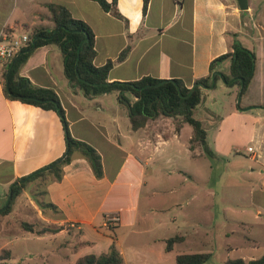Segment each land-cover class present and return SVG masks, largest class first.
Listing matches in <instances>:
<instances>
[{"label":"crops","instance_id":"1","mask_svg":"<svg viewBox=\"0 0 264 264\" xmlns=\"http://www.w3.org/2000/svg\"><path fill=\"white\" fill-rule=\"evenodd\" d=\"M247 1L248 9L242 11L237 0H149L144 14V0H117L118 18L96 0H0V39L4 34L20 38L36 27L52 30L49 5L63 6L84 21L95 35L94 65L113 63L109 83L150 77L180 80L193 88L234 43L257 56L244 95L220 79L216 88L224 97L220 100L214 89L205 90V100L194 112L214 155L208 161L202 148L190 149L193 132L184 126L177 132L172 119L159 118L133 130L134 96L112 92L86 97L66 78L58 45L35 49L21 77L57 93L72 137L100 154L103 175L97 177L90 162L76 152L62 180L27 181L11 213L0 215V253L8 250L20 264H32L48 254L31 250L33 245L20 256L16 241L23 239L29 246L70 236V242L66 239L57 247L70 249L65 256L70 264L107 253L114 243L125 264H177V256L199 253L211 255L206 264H226L264 255L251 254L260 249L256 246L261 239L248 228L252 219L264 221V0ZM230 66L224 61L218 72L229 75ZM1 67L0 212L12 185L45 169L67 150L59 113L9 99ZM223 164L225 175L234 168L241 172L240 179L246 173V181L231 183L245 193H224L223 174L211 177L213 167ZM109 213H118L121 221L106 228ZM21 222L49 231L37 235ZM175 237L182 240L167 251V241ZM244 246L246 255L233 258V251ZM217 251L230 252L218 260Z\"/></svg>","mask_w":264,"mask_h":264},{"label":"trees","instance_id":"2","mask_svg":"<svg viewBox=\"0 0 264 264\" xmlns=\"http://www.w3.org/2000/svg\"><path fill=\"white\" fill-rule=\"evenodd\" d=\"M96 1L105 9L110 10L114 16L122 18L117 9V0H113L112 4H108L106 0ZM148 4L149 0H144V14L147 12ZM49 9L51 11V20L54 23V28L52 30L43 27L34 28L28 34L29 42L27 46L16 57L4 62L1 67L4 93L9 99L41 107L45 110H54L59 113L64 125L67 141L66 153L62 158L46 167L50 168L49 171L41 169L32 174L29 182L39 179L43 182L62 180L64 167L72 161L73 155L76 152H80L90 162L97 177H102L103 175L100 154L89 144L72 137L65 111L62 108L57 93L51 89L35 87L29 79L21 77L20 73L22 68L33 51L30 53L23 52L32 47V42L35 39H37L36 49L49 44H55L61 48L66 78L73 88L82 90L86 97L93 98L97 94H108L112 92H119L124 97L125 94L134 96L136 101L130 105V122L133 130L143 128L148 122L159 118L172 119L177 132L184 125L188 124L193 129L190 149L194 151L196 148H202L205 154L211 157L214 156L207 143V132L203 124L194 116L197 107L205 100V89L199 85L211 87L213 84V75L218 71V65L229 60L231 62L230 73L229 75L223 74L226 80L225 84L228 88L238 86L241 95H244L256 71L257 56L254 51L234 43L228 53L220 56L211 63L209 76L197 80L195 84H198V86L195 88L186 87L180 80L161 81L150 77L134 82L109 83L108 76L113 67V63L109 62L103 67H96L94 65V59L96 57L95 35L90 27L84 21L75 19L63 6L49 5ZM60 27L59 32L53 38H50L54 31ZM86 37L88 39L83 43ZM127 53L128 50L124 52L122 58ZM216 80H220V77L217 76ZM8 81L11 93L7 89ZM23 179L25 178H21L15 183L12 189L13 199L8 208L0 212L1 216H7L11 213L15 200L27 187L28 182L20 183ZM37 201L39 205H42L39 200ZM20 224L26 231L36 233L37 235H43L49 231V229L36 231L34 225L25 222H21ZM181 240V237L169 239L166 250L171 251L174 244ZM10 258L11 253L8 250H3L0 254V264H3ZM210 258L211 255L206 253L181 254L177 256V264H206ZM76 264H125V262L122 253L114 243L107 253L100 256H84ZM226 264H264V255L259 259L249 262L243 259H229Z\"/></svg>","mask_w":264,"mask_h":264},{"label":"rangeland","instance_id":"3","mask_svg":"<svg viewBox=\"0 0 264 264\" xmlns=\"http://www.w3.org/2000/svg\"><path fill=\"white\" fill-rule=\"evenodd\" d=\"M214 94L216 95L217 98H219L220 100L224 97L222 91L220 90V87L217 86V88H215L214 90ZM185 129L190 131V133L193 132V129L190 125L186 124L184 125ZM247 153V152H246ZM249 155V153H247ZM207 156V160L211 161V156L205 154ZM175 161H178L177 159ZM209 163V162H208ZM212 165L214 163V161L211 162ZM224 164L222 167L217 166V168L213 167L214 170L210 171L211 173V177L215 178L218 177L219 174H223V192L224 193H231V192H235L237 193V191L241 190L243 193H245V190L243 188H239V187H234L232 186V182L234 181L235 184H240L242 182H244L243 180L246 181V173L243 174V177L241 176V179L238 178L239 174L241 173L239 170H237V168L231 169V173L228 175H225V168H224ZM221 171V172H220ZM240 177V176H239ZM239 193V192H238ZM251 213V209H249V214ZM249 229H251L253 231L254 236H258V234L260 235L258 239L260 240V244L258 246H256L257 248L260 249H255L251 254L253 256L259 257L263 254L264 252V235L263 233L261 234L262 231H264V221L258 219L255 220H250L249 221ZM231 228H226L227 231H229ZM68 240L69 242L71 241V237L67 236L65 238H59V239H49L46 240L44 242L40 243H36V244H32L27 246L26 242L22 239V240H18L15 242V246H16V254L18 255H22L23 251H25L27 248H31V250H38V249H42L44 254H48L46 255L42 260L39 259H35L34 262L32 264H70L71 260H68L65 258V256H67L70 253V249H66V248H61L59 250V248L57 249V247L63 243L65 240ZM238 239V243L241 242L240 238L237 236ZM237 246H241V244H237ZM47 247V248H46ZM46 248V249H44ZM57 252L55 254H52V251H56ZM49 251V253H48ZM230 251H221L218 252L217 254L214 256L216 259L220 260L222 258H224V256ZM2 253V252H1ZM0 253V254H1ZM246 255V249L245 246L241 249L235 250L232 253V257L233 258H240ZM20 260H15V258H10L8 260H6L3 264H20L19 262ZM26 264V263H25Z\"/></svg>","mask_w":264,"mask_h":264},{"label":"built area","instance_id":"4","mask_svg":"<svg viewBox=\"0 0 264 264\" xmlns=\"http://www.w3.org/2000/svg\"><path fill=\"white\" fill-rule=\"evenodd\" d=\"M29 42L28 35H24L20 38H16L13 35H2L0 39V65L4 62L14 58L17 54L27 46ZM121 221L118 213H109L105 216L104 226L111 228L117 226Z\"/></svg>","mask_w":264,"mask_h":264},{"label":"water","instance_id":"5","mask_svg":"<svg viewBox=\"0 0 264 264\" xmlns=\"http://www.w3.org/2000/svg\"><path fill=\"white\" fill-rule=\"evenodd\" d=\"M237 1H238V4H239V8H240V10L245 11V10L248 9V1H247V0H237ZM60 29H61V27L58 28V29H56V30L54 31L53 35H52L50 38H53V37L59 32ZM87 39H88V37H86V39L83 41V43H84ZM36 41H37V39H35V40L32 42V47H31L30 49L24 51L23 53H30V52L34 51V50L36 49V47H37V46H36ZM83 43H82V44H83ZM78 62H79V58H78ZM77 69H78V63H77ZM217 76H219L220 79H221L224 83H226V80H225L224 75H223L222 73H220V72L217 71V72H215L214 75H213V84H212L211 87H206V86H203V85H199V86L202 87V88H204L205 90H211V89H214L215 86H216V83H217V80H216V77H217ZM8 79H9V76H8ZM160 84H162V83H160ZM197 86H198V84H195V85L193 86V88H195V87H197ZM9 87H10V86H9V81H8V82H7V89H8V92L11 93V90H10ZM103 94H104V93H101V94H97V95H95V96H99V95H103ZM241 96H242V95H241V91H240V97H241ZM49 169H50V168H46V169H44V170H45V171H48ZM30 179H31V176H29V177L25 178L24 180H22L21 183H25V182L29 181ZM13 187H14V185H12V187H11V191H10V193H9V196H8V199H7L6 206H5L4 209H2L1 211L6 210V209L8 208V206L10 205V202H11L12 199H13V191H12Z\"/></svg>","mask_w":264,"mask_h":264}]
</instances>
